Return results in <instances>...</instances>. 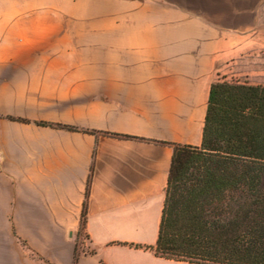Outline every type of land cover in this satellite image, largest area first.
<instances>
[{"label": "crops", "instance_id": "0c3cea01", "mask_svg": "<svg viewBox=\"0 0 264 264\" xmlns=\"http://www.w3.org/2000/svg\"><path fill=\"white\" fill-rule=\"evenodd\" d=\"M262 3L0 0V264H188L154 253L174 146Z\"/></svg>", "mask_w": 264, "mask_h": 264}, {"label": "trees", "instance_id": "16d2710c", "mask_svg": "<svg viewBox=\"0 0 264 264\" xmlns=\"http://www.w3.org/2000/svg\"><path fill=\"white\" fill-rule=\"evenodd\" d=\"M154 253L188 264H264V86H211L201 146H174Z\"/></svg>", "mask_w": 264, "mask_h": 264}, {"label": "rangeland", "instance_id": "374dc122", "mask_svg": "<svg viewBox=\"0 0 264 264\" xmlns=\"http://www.w3.org/2000/svg\"><path fill=\"white\" fill-rule=\"evenodd\" d=\"M261 14L264 24V0L261 4ZM219 69L218 82L264 86V51L259 52L258 55L244 54L243 57L238 58L229 55ZM4 217V213L0 211V218Z\"/></svg>", "mask_w": 264, "mask_h": 264}]
</instances>
